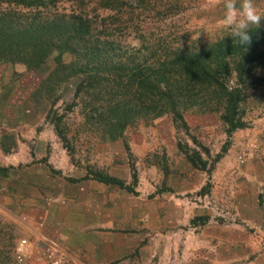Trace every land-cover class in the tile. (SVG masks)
I'll return each mask as SVG.
<instances>
[{
  "label": "rangeland",
  "instance_id": "1",
  "mask_svg": "<svg viewBox=\"0 0 264 264\" xmlns=\"http://www.w3.org/2000/svg\"><path fill=\"white\" fill-rule=\"evenodd\" d=\"M96 2L92 1L86 12L92 18L97 15V21L106 20L110 40L123 49L141 47L146 56L158 44L194 52L205 44H216L224 38H234L232 30L223 22L225 0H140L133 2L134 4L129 0L131 5L119 12L99 8L94 11ZM235 3L239 9L242 0H235ZM254 3L264 16V0H254ZM76 5L75 0H60L53 11L70 13L78 10ZM248 29L264 32V19L261 26L249 25ZM56 56L57 53L52 54L37 71H29L22 64H0V145L4 141L9 149V153H4L0 147V164H7L10 168L11 163H17L25 155L29 154L34 159L36 155L43 154L47 161L52 158L49 165L65 172L64 178L83 177L87 174L86 169L91 167L115 177L117 175V178L127 174L131 181L123 141H104L102 123L96 117L86 121L79 101L71 111H66L65 105L72 101L80 78L75 76L64 80L63 73L55 74ZM71 60V55L63 56L65 63ZM253 74L254 77H263L264 66H257ZM57 97L59 101L53 106V110H58L60 114L65 112L64 123L70 153L56 137L51 122L46 119L51 103ZM241 108L247 128L237 130L232 135L226 153V160L230 161L216 174L219 162L209 179L206 173L191 166L185 169L182 165L186 161L184 156L178 149L175 150L176 154L169 149L167 139L172 143L176 141V144L187 143L190 148L195 146L180 126L169 120L167 115L153 120L139 119L127 128L126 138L138 174L136 187L141 192L139 195L143 193L138 201L150 200L153 195L146 193L149 187L154 186L155 193L161 190L164 195L159 202H150L155 205L162 202L165 207L173 204L170 212L174 218L177 217L174 225L161 235H147L153 244L148 253L152 257L146 259L144 256L140 259V255L134 256L133 264H189V229L196 227L195 232L201 229V224L194 227L189 222L194 210L200 214H209L210 220L218 222L216 224L220 226L228 229L241 228L253 241L264 242V213L262 225L256 226L244 220V211L239 208L243 204L242 207L246 209V200L243 198L246 195L242 193L251 184L253 191L257 192L258 204L264 211V181L258 185L257 176L249 179L244 177L251 165L254 168L252 161L260 167V171H264V83L254 84L246 92ZM184 116L191 134L210 150L212 156L220 152L227 138L218 115L185 112ZM113 152L117 155L116 160L111 157ZM121 154L123 160L120 158ZM36 163L50 172L44 163ZM27 165L26 162L20 167ZM164 165L170 172L167 177L164 176ZM208 181L211 184L210 193L200 195L201 188ZM0 192L3 194L0 199L7 207L10 203L5 204L6 198L13 197L15 192L6 184H0ZM239 198L240 202L237 200ZM6 207L4 206L5 210L0 208V252L5 255L4 264H16L13 249L20 238L28 237V233L20 221L25 216L14 214L12 209ZM207 251L214 252V248Z\"/></svg>",
  "mask_w": 264,
  "mask_h": 264
},
{
  "label": "trees",
  "instance_id": "2",
  "mask_svg": "<svg viewBox=\"0 0 264 264\" xmlns=\"http://www.w3.org/2000/svg\"><path fill=\"white\" fill-rule=\"evenodd\" d=\"M59 1L0 0V64H22L29 71H37L57 53L55 74L63 73L64 80L80 78L72 101L65 105L66 111H71L79 101L86 121L96 117L102 123L104 141L122 140L131 176V182L126 183L88 167L85 176L68 181L76 183L90 177L136 195L138 174L126 130L139 119L153 120L164 115L178 124L195 146L190 148L187 143L177 142L178 151L192 168L206 173L209 179L226 155L232 135L247 128L241 108L246 92L254 84L264 83V76L253 74L257 66H264V32L248 29L250 44L240 43L238 37L224 38L194 52L158 44L146 56L141 47L123 49L110 40L106 20L97 21V15L92 18L86 12L94 0H75L78 10L70 13L53 11ZM96 1L94 11L99 8L119 12L130 4L129 0ZM65 54L72 57L69 63L63 61ZM58 101V97L52 101L46 119L67 150L65 112L53 110ZM185 112L218 115L227 139L215 156L191 134ZM0 147L9 153L4 141ZM40 162L50 172L61 174L47 164V157ZM162 168L167 177L169 169L165 165ZM9 169L12 168L0 166V175L6 176ZM210 190L208 181L199 193L207 195ZM208 219L201 216L192 223L198 220L204 224ZM4 258L0 252V264H4Z\"/></svg>",
  "mask_w": 264,
  "mask_h": 264
},
{
  "label": "crops",
  "instance_id": "3",
  "mask_svg": "<svg viewBox=\"0 0 264 264\" xmlns=\"http://www.w3.org/2000/svg\"><path fill=\"white\" fill-rule=\"evenodd\" d=\"M167 140L169 149L176 154V141L172 143ZM43 157L41 154L33 159L29 154L25 155L23 159L17 160L18 164H10L12 169H9L6 177L0 175V184L10 185L15 192L13 197L6 198L10 202L6 201L5 204L10 203L8 209H12L14 214H23L28 219L27 224H23L28 237L40 233L58 241L71 255L70 264H133V258L137 255H140V259L144 256L148 259L152 257L148 253L153 244L147 235H161L177 220L170 212L173 204L165 207V203L155 205L150 202H159L164 195L163 191L155 193L154 186L149 187L146 193L153 195L150 200L138 201L143 193L139 195L141 192L137 187V196H133L117 186L105 185L90 178L70 182L68 178H64L65 172L60 168L53 167L62 171L60 176L52 175L46 167L36 163ZM111 157L116 160V153L113 152ZM120 158L123 160V154ZM226 158L227 155L220 161L216 174L230 161ZM24 161L28 165L20 167L26 163ZM252 162L254 168L251 165L244 177L249 179L257 176L258 185H261L264 171H260V167ZM51 163L50 157L47 164ZM182 165L185 169L191 166L187 161L182 162ZM0 166L9 167L7 164ZM120 179L126 183L131 182L127 174ZM244 190L242 194L246 195L243 198L247 207L244 209L243 204L239 205L244 211L242 216L245 221L261 226L264 211L258 204L257 192L253 191L251 184ZM2 195L0 192V197ZM237 200L240 202V198ZM4 206L6 207L0 199V208L5 210ZM201 216L209 217V214H200L194 210V215L189 220L191 225L195 227L196 224H201L198 220L192 223V220ZM216 223L218 222L209 218L199 226V232H195L196 227L189 229V264H264V242L253 241L241 228L228 229ZM211 247L214 252L207 251ZM34 260L30 259L26 264H45L35 263Z\"/></svg>",
  "mask_w": 264,
  "mask_h": 264
},
{
  "label": "built area",
  "instance_id": "4",
  "mask_svg": "<svg viewBox=\"0 0 264 264\" xmlns=\"http://www.w3.org/2000/svg\"><path fill=\"white\" fill-rule=\"evenodd\" d=\"M20 221L27 224L28 219L22 217ZM13 255L17 264H24L30 259L45 264H70L72 262L71 255L58 241L40 233L31 238H20L14 247Z\"/></svg>",
  "mask_w": 264,
  "mask_h": 264
},
{
  "label": "clouds",
  "instance_id": "5",
  "mask_svg": "<svg viewBox=\"0 0 264 264\" xmlns=\"http://www.w3.org/2000/svg\"><path fill=\"white\" fill-rule=\"evenodd\" d=\"M224 25L230 28L231 35L238 37L240 43L250 44L252 37L248 34L249 25L261 26L264 16L258 11L254 0H242L239 9L235 0H225Z\"/></svg>",
  "mask_w": 264,
  "mask_h": 264
}]
</instances>
